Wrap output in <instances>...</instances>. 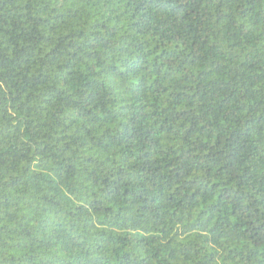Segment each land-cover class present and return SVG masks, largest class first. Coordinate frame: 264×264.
I'll use <instances>...</instances> for the list:
<instances>
[{"label": "trees", "instance_id": "16d2710c", "mask_svg": "<svg viewBox=\"0 0 264 264\" xmlns=\"http://www.w3.org/2000/svg\"><path fill=\"white\" fill-rule=\"evenodd\" d=\"M0 264H264V0H0Z\"/></svg>", "mask_w": 264, "mask_h": 264}]
</instances>
